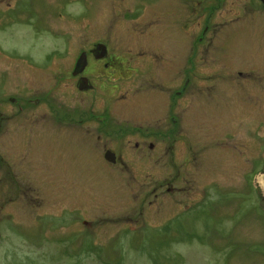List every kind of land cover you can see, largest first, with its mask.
Returning a JSON list of instances; mask_svg holds the SVG:
<instances>
[{
    "label": "rangeland",
    "instance_id": "rangeland-1",
    "mask_svg": "<svg viewBox=\"0 0 264 264\" xmlns=\"http://www.w3.org/2000/svg\"><path fill=\"white\" fill-rule=\"evenodd\" d=\"M24 1L0 0V93L7 117L0 152L15 170L0 171V264H264V202L255 207L251 185L243 186L255 161L264 168V140L256 137V126L239 132L245 136L240 144V127H231L229 146L243 151L237 169L214 149L224 141L219 127L197 126L196 139L204 146L198 151L204 152L195 171H183L176 181L184 188L179 194L163 186L174 182L171 160L159 163L148 151L147 165L134 173L97 171L91 164L104 157L105 143L93 137L92 116L73 113L95 111L94 117L127 124L133 109L121 97L145 88L146 71L156 70L146 68L144 59L133 66L128 61L176 55L175 1ZM192 32L181 31L180 38L188 41ZM97 43L127 61L114 100L113 84L98 69L90 75L94 89L85 93L72 75L77 57ZM128 64L142 73L129 79ZM61 111L84 118V124L60 121ZM128 141L136 142L129 136L122 142L127 148ZM207 196L213 199L199 203Z\"/></svg>",
    "mask_w": 264,
    "mask_h": 264
},
{
    "label": "flooded vegetation",
    "instance_id": "flooded-vegetation-1",
    "mask_svg": "<svg viewBox=\"0 0 264 264\" xmlns=\"http://www.w3.org/2000/svg\"><path fill=\"white\" fill-rule=\"evenodd\" d=\"M174 1L173 25L178 36L175 40L176 55L170 60H166L164 55L156 60L144 55L137 58L131 56L132 60L128 61L133 66L139 59H144L146 68L152 65L151 68L156 70L146 71L149 76L144 80L147 84L145 88L134 89L128 96L121 97L122 105L133 109L127 124H117L115 120L110 122L111 117H94L97 116L95 111L88 113L76 110L73 113L75 116L80 114L81 117L87 114L92 116L88 120L90 118L89 122L96 124L92 126L95 130L93 137L97 143H105L104 157H100L97 163H90L97 171L113 167L134 173L147 165L148 151L158 156L159 163L171 160L175 183L165 182L167 184L163 186L168 187V193L177 191L180 194L184 188L175 187L176 181L179 182L183 171H195L196 159L204 152V148L198 151L202 143L196 139L197 126L219 127L220 132L224 133L219 138L224 141L214 149H220L227 165H235L236 169L240 167V155H243V151L239 146H229L230 140L235 137L234 133H230L231 127L241 128L237 129L236 135L239 144L245 137L239 132H244L245 126H256V137L264 140V119L260 118L264 116V83H260L261 80L264 81V0ZM162 10L166 11V8ZM186 29L193 31L192 38L188 41L180 38V32ZM238 45L241 48L231 54L223 52V49H235ZM108 49L109 45L97 43L90 50L81 52L75 60L72 75L77 78L76 87L81 93L94 89L90 75L93 76L94 70L98 69L104 74L101 76H104L105 83L113 84L114 100L118 84L126 79L121 72L127 71L123 67L127 61L116 55H108ZM256 51L258 54L254 53ZM81 59L82 63L77 70ZM183 68H188L189 74L180 79ZM129 69L132 73L129 79L142 73L134 67ZM3 94L0 93V131L7 118L1 108L5 101ZM9 100L10 104L19 106V100ZM68 114L61 111L59 120L62 118V122L74 120L75 123L84 124V118H70ZM257 119L263 121L252 125ZM187 130L191 131L190 135L185 134ZM211 133L214 135L216 131ZM208 135L210 137V133ZM129 136L136 142L128 141L127 148L123 141ZM32 143L33 140L30 145ZM12 164L13 161L6 162L0 152V171L6 166L7 175H14ZM260 164L261 161H255L252 167L254 172H251L252 175L250 173L247 183L243 184L248 187L251 185L248 191L255 207L257 200L264 202V168H259ZM70 165L71 169L76 170L72 163ZM211 199L213 198L207 196L199 203ZM164 230L170 234L172 232L168 226ZM176 232L175 230L174 233L179 235Z\"/></svg>",
    "mask_w": 264,
    "mask_h": 264
},
{
    "label": "water",
    "instance_id": "water-1",
    "mask_svg": "<svg viewBox=\"0 0 264 264\" xmlns=\"http://www.w3.org/2000/svg\"><path fill=\"white\" fill-rule=\"evenodd\" d=\"M81 63H82V59L78 62L77 70H78V68H79V66H80ZM77 70H76V71H77ZM75 73H77V72H75ZM259 180H260V179H259ZM262 181H263V183H264V177L262 178ZM262 181H261V182H262Z\"/></svg>",
    "mask_w": 264,
    "mask_h": 264
}]
</instances>
